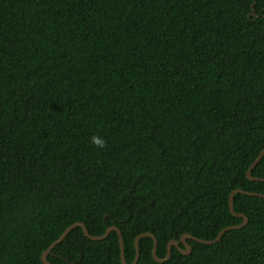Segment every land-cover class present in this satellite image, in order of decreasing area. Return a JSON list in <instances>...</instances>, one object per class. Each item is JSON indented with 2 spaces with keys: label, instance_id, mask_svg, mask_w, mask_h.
<instances>
[{
  "label": "trees",
  "instance_id": "trees-1",
  "mask_svg": "<svg viewBox=\"0 0 264 264\" xmlns=\"http://www.w3.org/2000/svg\"><path fill=\"white\" fill-rule=\"evenodd\" d=\"M262 148L264 0H0V264H43L75 221L115 225L126 262L140 232L158 257L212 239L230 190L264 193ZM232 208L134 264H264V197ZM46 260L121 264L117 235L73 227Z\"/></svg>",
  "mask_w": 264,
  "mask_h": 264
},
{
  "label": "water",
  "instance_id": "water-1",
  "mask_svg": "<svg viewBox=\"0 0 264 264\" xmlns=\"http://www.w3.org/2000/svg\"><path fill=\"white\" fill-rule=\"evenodd\" d=\"M264 154V148L260 149L259 152L256 154V156L254 157V159L251 161V163L248 165L246 171H245V176L246 178L250 179V180H264V178L262 177H255L252 176L250 174L251 169L254 167V165L258 162V160L260 159V157ZM234 193H242V194H246V195H256V196H260V197H264V193H258V192H253V191H248V190H244L241 188H233L232 190H230V192L228 193V209L230 211V213L234 216L240 217L241 221L238 222L237 224H232V225H227L224 226L223 228H221L217 234L212 238V239H201V238H197L195 236L190 235L189 233H182L179 235L178 239H169L166 243V251L164 256L162 257H158L155 254V247H156V238L154 237V235L150 232H140L138 234L135 235L134 239H133V245H134V250H135V254L134 257L132 259V261L130 262H126L123 256V245H122V238H121V234L119 229L115 226V225H109L107 226L104 231L102 232V234L100 235H91L86 231V228L84 226V224L81 221H75L69 225H67L61 232L60 234L53 239L41 252L40 254V260L43 264H51L48 260H46V255L50 252V250L52 249V247L57 244L58 242H60L62 240V238L65 236V234L72 229L73 227H80L82 230V233L84 236H86L87 238L93 239V240H98V239H102L104 238L108 232L110 230H114L116 235H117V242H118V248H119V260L121 264H134L137 261L138 258V249H137V240L142 237V236H149L152 240V246H151V257L156 261V262H162L164 260H166L168 258L169 255V249L170 246H174L177 248V250L183 254H187L190 251V246L189 244L185 241L186 238L192 239L194 241L200 242V243H213L215 241H217L219 239V237L221 236V234L229 229H234V228H239L241 226H243L246 221L247 218L246 216L241 213V212H235L232 208V196ZM178 242H180L182 244L183 247H179Z\"/></svg>",
  "mask_w": 264,
  "mask_h": 264
},
{
  "label": "clouds",
  "instance_id": "clouds-1",
  "mask_svg": "<svg viewBox=\"0 0 264 264\" xmlns=\"http://www.w3.org/2000/svg\"><path fill=\"white\" fill-rule=\"evenodd\" d=\"M90 142L98 147V148H104L107 146V142L105 139H103L102 137H100L99 135L97 134H93L91 137H90Z\"/></svg>",
  "mask_w": 264,
  "mask_h": 264
}]
</instances>
